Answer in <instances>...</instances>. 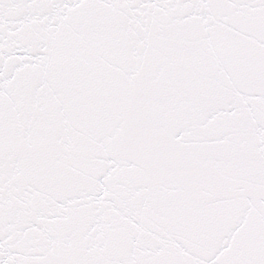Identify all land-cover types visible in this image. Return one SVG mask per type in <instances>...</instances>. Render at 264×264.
<instances>
[{
  "label": "snow or ice",
  "instance_id": "snow-or-ice-1",
  "mask_svg": "<svg viewBox=\"0 0 264 264\" xmlns=\"http://www.w3.org/2000/svg\"><path fill=\"white\" fill-rule=\"evenodd\" d=\"M0 264H264V0H0Z\"/></svg>",
  "mask_w": 264,
  "mask_h": 264
}]
</instances>
